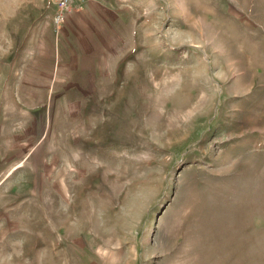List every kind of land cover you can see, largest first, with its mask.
<instances>
[{
  "label": "rangeland",
  "instance_id": "obj_1",
  "mask_svg": "<svg viewBox=\"0 0 264 264\" xmlns=\"http://www.w3.org/2000/svg\"><path fill=\"white\" fill-rule=\"evenodd\" d=\"M78 5L0 0V264H264V0Z\"/></svg>",
  "mask_w": 264,
  "mask_h": 264
},
{
  "label": "crops",
  "instance_id": "obj_2",
  "mask_svg": "<svg viewBox=\"0 0 264 264\" xmlns=\"http://www.w3.org/2000/svg\"><path fill=\"white\" fill-rule=\"evenodd\" d=\"M77 3H79L78 6L81 7L86 4V0H78ZM80 9L77 8V10ZM77 10L70 11L64 23L60 25L56 35L51 36L53 39L54 46L52 47L54 51L49 53L56 57L55 64L61 61L75 71H97L100 68L97 67L98 60H96L95 57L106 54L103 52L104 54L100 55L101 53L98 51V48L103 46L102 43L100 44L97 37L98 27L95 20H86L84 8L81 9L83 11L77 12ZM55 12L56 9L54 10V16ZM104 43L105 46L106 42L104 41ZM82 58L90 62L93 67L91 68L83 65L81 67L80 61Z\"/></svg>",
  "mask_w": 264,
  "mask_h": 264
},
{
  "label": "built area",
  "instance_id": "obj_3",
  "mask_svg": "<svg viewBox=\"0 0 264 264\" xmlns=\"http://www.w3.org/2000/svg\"><path fill=\"white\" fill-rule=\"evenodd\" d=\"M78 0H53L56 7L55 12V23L57 25H62L66 19L67 14L72 11L74 4L76 5V2Z\"/></svg>",
  "mask_w": 264,
  "mask_h": 264
}]
</instances>
